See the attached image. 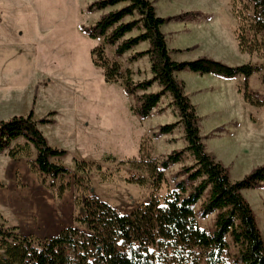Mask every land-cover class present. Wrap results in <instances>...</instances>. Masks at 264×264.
<instances>
[{"label": "rangeland", "instance_id": "rangeland-1", "mask_svg": "<svg viewBox=\"0 0 264 264\" xmlns=\"http://www.w3.org/2000/svg\"><path fill=\"white\" fill-rule=\"evenodd\" d=\"M94 1L0 0V41H20L27 45L24 49L37 51L43 72L38 73L36 102L31 109L34 107L36 120L54 111L49 116L53 122L39 124L40 129L51 146L68 151L52 160L70 168V173L53 179L34 168L36 151L33 147L29 156L12 157L9 149L0 154V224L17 226L23 235L47 238L69 226H80L77 219L83 213V205L79 203L89 192L75 184L78 176L87 178L92 193L126 212L152 198L163 200L175 188V180L183 178L179 174L182 166L195 163L186 152L181 162L165 171L162 182L153 176L155 163L175 149L186 148L184 125L169 93L161 98L149 117L134 114L131 109L135 99L126 92L124 81L107 82L103 69L93 64L91 51L104 44V37L90 38L82 27L93 25L102 14L128 4L89 11L88 6ZM151 1L159 16H177L163 25L168 33L162 29L174 60L209 56L233 66L264 64L263 50L250 53L239 47L241 28L245 27L244 32L253 37L250 30L252 2L197 0L193 8L177 11L174 0ZM214 8L220 10L223 22L231 26V33H222L218 26L203 22L210 20ZM193 11L198 15L183 17L184 13ZM138 18L140 15L136 12L134 16L125 17V21ZM143 30L140 24L125 38ZM263 37L264 33L258 39ZM144 42L120 57L115 55L116 45H105L109 58L120 62L124 69L129 68L134 81L153 77L148 55L132 59L133 54L150 47L149 41ZM18 48L12 42L0 46L3 55ZM186 72L189 71H180L176 76L185 81L186 93L196 105L207 150L229 168L233 181L242 179L264 164V106H251L245 100L243 76L226 82L205 78L199 73L195 78ZM263 73L249 78L250 89L259 95H264ZM1 89L0 120H7L12 117L6 112L10 101L4 98V89ZM159 90L161 88L154 83L148 92ZM172 123L176 126L171 133H159L161 125ZM61 124L72 129L56 134L55 129ZM17 141L23 139L13 141L11 148L22 145ZM81 160L95 164L89 174L78 170L76 162ZM133 175L143 178L144 183L130 182ZM63 184L70 187L59 195L57 187ZM243 194L255 211L264 240V186L244 189ZM207 195L206 192L195 210L201 227L212 231L216 213L201 216V204ZM226 239L227 256L232 261L237 246L229 235Z\"/></svg>", "mask_w": 264, "mask_h": 264}, {"label": "trees", "instance_id": "trees-1", "mask_svg": "<svg viewBox=\"0 0 264 264\" xmlns=\"http://www.w3.org/2000/svg\"><path fill=\"white\" fill-rule=\"evenodd\" d=\"M248 1L253 3V15L250 17L253 37L244 32L245 27L241 28L239 47L250 53L264 51V37L258 39L264 33V0ZM123 2L128 4L102 14L95 24L82 27L90 38L104 37V44L91 51L92 62L103 69L107 82L124 81L126 92L135 99L131 110L141 118L149 117L166 93L172 96L180 122L184 125L187 146L173 150L155 163L153 176L157 180L162 182L165 171L181 162L186 152L195 163L182 166L179 174L183 178L175 180V188L163 200L152 198L126 212L119 211L92 193L87 178L76 177L75 184L89 192L79 203L83 205V213L77 219L80 226H69L56 236L40 238L23 235L17 226L0 224V264H264L263 236L255 211L243 194L244 189L264 186V164L252 169L242 179L233 181L229 168L207 150L196 105L186 93L185 81L176 76L177 72L184 70L225 79L243 76L245 100L251 106L263 107L264 95L250 89L249 78L263 72L264 64L233 66L209 56L174 60L162 26L177 16H159L151 0H96L88 10H102ZM136 12L140 18L125 21V17L134 16ZM196 15L198 12L193 11L184 13L183 17ZM140 24L144 29L142 32L125 38ZM144 41H149L150 47L136 52L132 59L148 55L153 77L134 81L129 68L124 69L120 62L109 58L105 45H116L115 55L120 57ZM262 79L264 82V73ZM154 83L161 90L148 92ZM35 102L36 97L33 106ZM52 114L54 111L36 120L32 107L27 115L0 120V154L9 149L12 157L29 156L33 147L36 151L33 165L39 172L53 179L70 173L69 167L52 160L68 151L51 146L39 127V124L52 123L53 119L49 117ZM175 126L176 123L161 125L159 133H171ZM19 138H24L26 143L11 148L12 142ZM76 164L78 170L86 174L95 166L85 160ZM129 180L144 183L143 178L135 175ZM69 187L59 185V195ZM206 192L208 195L201 204V216L216 213L212 231L201 227L195 210ZM227 235L237 246L232 261L227 256Z\"/></svg>", "mask_w": 264, "mask_h": 264}, {"label": "crops", "instance_id": "crops-1", "mask_svg": "<svg viewBox=\"0 0 264 264\" xmlns=\"http://www.w3.org/2000/svg\"><path fill=\"white\" fill-rule=\"evenodd\" d=\"M174 1H176L178 8H179V10L177 11H181L186 8L188 9L193 8L194 7L193 5H195L197 0H187V2L183 0H174ZM127 3L128 2H123L122 4H127ZM211 14L212 16L210 20H207V19L203 20L205 24L209 22L211 25L218 26V28L220 29V32L225 33V34L231 33V26H227L223 22L219 9H216V8L212 9ZM166 16H170V15H165V17ZM162 29L163 31H165V28H163V26H162ZM167 31H169L168 28H167ZM11 42L15 44L17 48L18 47L19 48L18 50H13L8 55H5V54L3 55L0 49V77L3 78V85H1L0 88L4 89L3 90L4 98L9 99L10 101V109H8L6 112H8L10 116L11 115L12 116L21 115V114L25 115L30 111L32 103H33L35 89H36V85L38 82V75L42 74L43 72L42 63L39 60L37 51H32V50L29 51L27 49H24V47H27V45L23 44L20 41H16V40L10 41V42L0 41V46L3 45L4 43L11 45ZM145 43L146 42L140 43L137 45V47L138 46L140 47L142 46V44H145ZM186 73L189 75L195 76V78L198 74V73L191 72V71L186 72ZM204 77L210 78V79L217 78L218 80H222L226 82L234 80V79L221 78L213 74H204ZM238 77H241V76H238ZM71 129L72 127L61 124L56 127L55 133L56 134L65 133L66 131H69ZM20 139H23V141H17L18 144L23 145L26 143V140L24 138H20Z\"/></svg>", "mask_w": 264, "mask_h": 264}]
</instances>
